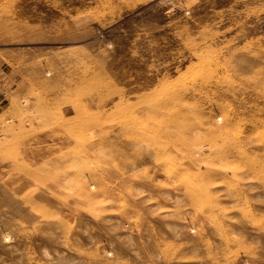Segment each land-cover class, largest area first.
Instances as JSON below:
<instances>
[{
	"label": "rangeland",
	"instance_id": "374dc122",
	"mask_svg": "<svg viewBox=\"0 0 264 264\" xmlns=\"http://www.w3.org/2000/svg\"><path fill=\"white\" fill-rule=\"evenodd\" d=\"M0 264H264V0H0Z\"/></svg>",
	"mask_w": 264,
	"mask_h": 264
},
{
	"label": "bare ground",
	"instance_id": "6f19581e",
	"mask_svg": "<svg viewBox=\"0 0 264 264\" xmlns=\"http://www.w3.org/2000/svg\"><path fill=\"white\" fill-rule=\"evenodd\" d=\"M0 86H1V84H0Z\"/></svg>",
	"mask_w": 264,
	"mask_h": 264
}]
</instances>
